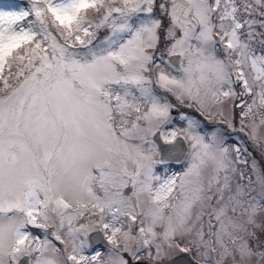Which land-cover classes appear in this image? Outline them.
I'll return each mask as SVG.
<instances>
[{"label": "snow or ice", "instance_id": "1", "mask_svg": "<svg viewBox=\"0 0 264 264\" xmlns=\"http://www.w3.org/2000/svg\"><path fill=\"white\" fill-rule=\"evenodd\" d=\"M0 264H264V0H0Z\"/></svg>", "mask_w": 264, "mask_h": 264}, {"label": "rangeland", "instance_id": "2", "mask_svg": "<svg viewBox=\"0 0 264 264\" xmlns=\"http://www.w3.org/2000/svg\"><path fill=\"white\" fill-rule=\"evenodd\" d=\"M16 3H22L23 0H15ZM234 141H239L241 143V146H246L249 149V152H251L253 155L256 156L257 159H260L259 152L253 149V146L251 143L247 142L246 137L243 134H240L239 136L233 137ZM173 170H179L178 166H173ZM39 234V233H37Z\"/></svg>", "mask_w": 264, "mask_h": 264}]
</instances>
